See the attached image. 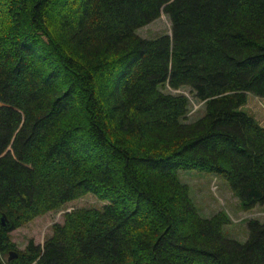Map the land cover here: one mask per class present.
<instances>
[{"label": "trees", "instance_id": "trees-1", "mask_svg": "<svg viewBox=\"0 0 264 264\" xmlns=\"http://www.w3.org/2000/svg\"><path fill=\"white\" fill-rule=\"evenodd\" d=\"M162 13L169 34L136 33ZM246 94L264 98V0H0V264H264V222L224 237L229 217L201 216L178 177L264 205ZM87 194L103 207L65 212L42 246L11 241Z\"/></svg>", "mask_w": 264, "mask_h": 264}, {"label": "rangeland", "instance_id": "rangeland-1", "mask_svg": "<svg viewBox=\"0 0 264 264\" xmlns=\"http://www.w3.org/2000/svg\"><path fill=\"white\" fill-rule=\"evenodd\" d=\"M136 33L146 39H156L170 33L169 19L162 13L159 18L137 29ZM189 97L188 121H195L204 114L202 102L193 98L189 88H181L174 91ZM240 111L254 115L255 111L264 114V98L252 95L247 97ZM178 177L181 183L186 184L189 189V197L198 213L206 218L222 211L230 222L223 226L224 237L244 243L247 239V223L251 219L264 222V205H256L245 209L240 198L231 190L226 180L218 174L203 172L196 169L179 170ZM105 202L98 200L94 195L87 194L77 200L71 201L58 211L48 212L34 218L29 223L13 229L9 232L11 241L15 243L18 250L25 249L30 240L36 245L42 246L44 241L51 235L54 224H63L65 212L77 208L101 209ZM8 259V255L5 256ZM125 264H132L128 260Z\"/></svg>", "mask_w": 264, "mask_h": 264}, {"label": "water", "instance_id": "water-1", "mask_svg": "<svg viewBox=\"0 0 264 264\" xmlns=\"http://www.w3.org/2000/svg\"><path fill=\"white\" fill-rule=\"evenodd\" d=\"M8 226V223H7V220H6V217L4 215H1L0 216V228L2 229H6ZM17 257V254L14 253V252H11L8 256V261H11L13 259H15Z\"/></svg>", "mask_w": 264, "mask_h": 264}, {"label": "crops", "instance_id": "crops-1", "mask_svg": "<svg viewBox=\"0 0 264 264\" xmlns=\"http://www.w3.org/2000/svg\"><path fill=\"white\" fill-rule=\"evenodd\" d=\"M247 97H252V95L246 94V98ZM254 115L257 117H253V116L252 117L260 124V126H262L264 128V114L261 112L255 111Z\"/></svg>", "mask_w": 264, "mask_h": 264}]
</instances>
